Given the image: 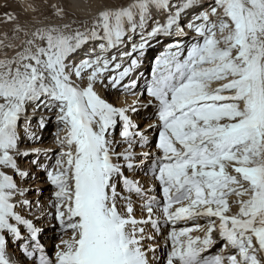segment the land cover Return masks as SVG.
I'll return each instance as SVG.
<instances>
[{"label":"snow or ice","instance_id":"snow-or-ice-1","mask_svg":"<svg viewBox=\"0 0 264 264\" xmlns=\"http://www.w3.org/2000/svg\"><path fill=\"white\" fill-rule=\"evenodd\" d=\"M53 8L60 23L0 40L14 53L0 57V264H264V0H101L83 19ZM153 40L168 42L145 78ZM50 122L58 151L35 146ZM37 172L47 211L28 199Z\"/></svg>","mask_w":264,"mask_h":264},{"label":"bare ground","instance_id":"bare-ground-1","mask_svg":"<svg viewBox=\"0 0 264 264\" xmlns=\"http://www.w3.org/2000/svg\"><path fill=\"white\" fill-rule=\"evenodd\" d=\"M100 2H101V0H73L72 4H73V7L77 10V11H75V10L74 11L79 13L80 14L79 17L81 19H83V18L89 16L91 13H93L95 11L96 5ZM207 2H210V0H206V4H207ZM26 5L28 8H31L30 4L26 3ZM74 11H72V12H74ZM70 17H75V16H70ZM67 18L68 17H66V19ZM60 22L61 21L57 18L35 20L28 25L26 30H30L32 27L39 26L40 24L60 23ZM24 38H25L24 33H22L21 35H18V37L10 43L19 44V42L21 40H23ZM138 39L139 38L137 37V40ZM167 42L168 41H166V40L161 41V42H157L156 40H153L151 42L152 46L146 49V55L143 57V62H142L141 67L138 69V73H143V76L145 75V71L147 70V60L149 59V56L151 54L155 53L154 55H152V67H153V62H154L155 57L164 51ZM130 47L131 46L129 45V49H130ZM129 49H125V50L127 51ZM5 53H7L8 56H11L14 54L11 49L0 48V57H3V55ZM128 62H130V61H126V63H128ZM141 83H143V80H141ZM212 86L216 87L217 84L213 83ZM137 91H139V89H137ZM102 94L105 96H108L110 99H113L115 102H118L121 104H124V103L131 104L133 101H135L137 99V97L134 95L121 96L118 92L117 93L102 92ZM141 99H145V97H141ZM150 114H151V110H148V111L141 110V112L135 117V119L139 124L144 123V125L142 124L143 126H141V127H146L147 124L154 122L152 120L144 119V117H146ZM53 121H54V117H53ZM35 122L36 121L34 119L33 124H35ZM55 130H56V125L53 122H50L48 124L47 128L42 133H39L42 136V141L37 143L35 146L45 147V148H53V149H56L58 151L59 146L56 144L55 137L53 136V132ZM61 135H63V133H61ZM117 139H119V136L117 137ZM29 162H30L29 160L23 161L24 166H28ZM129 175H132L135 178L139 179L141 181V183L144 184L145 186H151V184L153 183L151 176L145 175L144 172L129 173ZM28 184L31 185L34 189L35 188L41 189V191H39V192H37V191L30 192L28 194V199L32 200L33 202L39 200L41 205L45 206V211H47L48 209L46 206H47L48 201L50 199L52 188L47 183L44 173L43 172H37L35 178L32 180H29ZM158 193L159 192H156L153 194L159 195ZM233 199H234V197H233ZM136 214L138 217L140 216L139 208H137ZM50 223H52L50 218H43V217L38 222L39 226H41L44 229V231L41 234V242L43 244H45L46 249L48 251V254L54 256L55 244L58 243L59 241L57 239V234L54 233L52 231V229L49 227ZM200 223L203 224L204 221L201 220ZM185 226L190 227V226H192V224H191V222H189L188 224H185L184 222H178V224H177V228L185 227ZM168 230H169L168 228H165L163 230V233L156 237V241H155L158 245L161 246L160 250L157 252V255L161 256L162 258L166 252V250L163 249V244H164V237L167 235ZM200 234L201 233L199 231H194L192 233L193 236L200 235ZM68 235H70V233ZM65 238H67V236ZM51 244H53V245H52V250L50 251L49 246H51ZM218 247H219V245H217L216 247L211 249L210 252L208 253V255H212V254H215L216 252H218L219 251ZM9 253L13 254L14 259L20 257V252L15 246H12V245L9 246Z\"/></svg>","mask_w":264,"mask_h":264},{"label":"rangeland","instance_id":"rangeland-1","mask_svg":"<svg viewBox=\"0 0 264 264\" xmlns=\"http://www.w3.org/2000/svg\"><path fill=\"white\" fill-rule=\"evenodd\" d=\"M26 3L30 4L31 8H28ZM72 3L73 0H0V40H3L7 44L15 40L18 35H21L23 32L14 33V28L17 25L26 29L28 25L35 20L57 18L54 14V5L64 8L70 16L78 18L80 14L75 12L77 10L73 7ZM5 13H12L17 19L13 22H6L4 17ZM79 19L81 18L79 17ZM5 34H7L8 39H5ZM154 54L155 53L151 54L147 60V70L144 75L145 78L150 77L152 55ZM142 124L144 125V123H141L140 125L143 126ZM52 245L53 244L49 246L50 251L52 250Z\"/></svg>","mask_w":264,"mask_h":264}]
</instances>
